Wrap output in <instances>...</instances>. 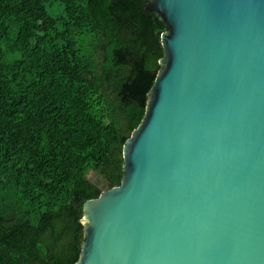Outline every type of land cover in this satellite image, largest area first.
Returning <instances> with one entry per match:
<instances>
[{
	"label": "water",
	"instance_id": "water-1",
	"mask_svg": "<svg viewBox=\"0 0 264 264\" xmlns=\"http://www.w3.org/2000/svg\"><path fill=\"white\" fill-rule=\"evenodd\" d=\"M163 55L74 264H264V0H148Z\"/></svg>",
	"mask_w": 264,
	"mask_h": 264
},
{
	"label": "trees",
	"instance_id": "trees-1",
	"mask_svg": "<svg viewBox=\"0 0 264 264\" xmlns=\"http://www.w3.org/2000/svg\"><path fill=\"white\" fill-rule=\"evenodd\" d=\"M147 1L0 0V264H74L88 174L120 184L163 55Z\"/></svg>",
	"mask_w": 264,
	"mask_h": 264
},
{
	"label": "rangeland",
	"instance_id": "rangeland-1",
	"mask_svg": "<svg viewBox=\"0 0 264 264\" xmlns=\"http://www.w3.org/2000/svg\"><path fill=\"white\" fill-rule=\"evenodd\" d=\"M48 10L51 11V8L48 6ZM88 177L90 180L98 185V187L102 188V190H105L109 187V185L106 183L105 179H103L98 173L91 171L88 174Z\"/></svg>",
	"mask_w": 264,
	"mask_h": 264
}]
</instances>
